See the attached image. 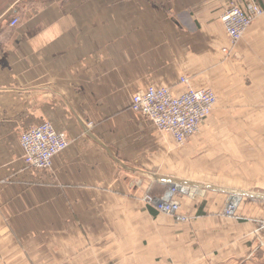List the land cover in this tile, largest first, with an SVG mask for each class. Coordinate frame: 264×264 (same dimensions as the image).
I'll use <instances>...</instances> for the list:
<instances>
[{
  "label": "crops",
  "instance_id": "crops-1",
  "mask_svg": "<svg viewBox=\"0 0 264 264\" xmlns=\"http://www.w3.org/2000/svg\"><path fill=\"white\" fill-rule=\"evenodd\" d=\"M230 1L0 0V264H264V13L233 44ZM184 75L217 104L177 150L131 100ZM44 121L70 144L37 171ZM173 184L187 221L144 200Z\"/></svg>",
  "mask_w": 264,
  "mask_h": 264
},
{
  "label": "built area",
  "instance_id": "built-area-1",
  "mask_svg": "<svg viewBox=\"0 0 264 264\" xmlns=\"http://www.w3.org/2000/svg\"><path fill=\"white\" fill-rule=\"evenodd\" d=\"M263 13L264 7L253 0H247L245 5L231 0L221 19L232 43L239 41L253 21ZM18 23V17L10 21L11 26ZM225 51L228 49L225 48ZM180 83L186 89L179 95L174 94L169 86L150 85L134 94L131 100V109L148 118L159 131L171 134L179 146L199 132L217 104V94L213 89L194 87L186 75L180 78ZM20 144L27 167L49 171L54 156L65 150L70 140L65 132L44 121L24 129L20 133ZM179 192L180 186L173 184L160 196L146 195L144 200L159 212L173 215L177 220H185L186 217L179 213ZM235 209V204L229 202L225 212L233 214Z\"/></svg>",
  "mask_w": 264,
  "mask_h": 264
},
{
  "label": "rangeland",
  "instance_id": "rangeland-1",
  "mask_svg": "<svg viewBox=\"0 0 264 264\" xmlns=\"http://www.w3.org/2000/svg\"><path fill=\"white\" fill-rule=\"evenodd\" d=\"M208 88H210V87H208ZM210 89H212V88H210ZM214 91V90H213ZM215 92V91H214ZM216 107V106H215ZM215 109V108H214ZM132 111H134L133 109H131ZM134 112H136V111H134ZM213 112V111H212ZM136 113H138V112H136ZM144 116V115H143ZM145 117V116H144ZM207 120V119H206ZM205 120V121H206ZM198 134V133H197ZM196 135V134H195ZM20 139V138H19ZM176 143V142H175ZM183 146H184V144L183 145H181V146H179V145H177L176 144V149L177 150H181L182 148H183ZM258 197H261V198H264V194L261 196V194L260 195H257ZM229 203V202H228ZM236 210H237V207H236V209H235V211H234V213L233 214H227L226 212H225V210H224V214L225 215H227V216H234L235 214H236ZM179 213H180V211H179ZM166 214V213H165ZM170 215V214H169ZM180 215H182V216H184V217H186V219L185 220H180V221H187V220H189L188 219V217L187 216H185V215H183L182 213H180ZM173 216V215H172ZM175 217V216H174ZM176 218V217H175ZM262 223V225L264 226V221L263 222H261ZM264 250V249H263ZM262 250V251H263ZM261 255H263L264 256V251L263 252H261L260 253V257H261V260H262V262L264 263V259L262 258V256Z\"/></svg>",
  "mask_w": 264,
  "mask_h": 264
},
{
  "label": "water",
  "instance_id": "water-1",
  "mask_svg": "<svg viewBox=\"0 0 264 264\" xmlns=\"http://www.w3.org/2000/svg\"><path fill=\"white\" fill-rule=\"evenodd\" d=\"M182 191L187 193L189 191V188L188 187H182ZM234 195H232L229 199L231 200L233 198Z\"/></svg>",
  "mask_w": 264,
  "mask_h": 264
},
{
  "label": "bare ground",
  "instance_id": "bare-ground-1",
  "mask_svg": "<svg viewBox=\"0 0 264 264\" xmlns=\"http://www.w3.org/2000/svg\"><path fill=\"white\" fill-rule=\"evenodd\" d=\"M229 202L233 203V204H235V206H237V199L235 197H233L231 200H229Z\"/></svg>",
  "mask_w": 264,
  "mask_h": 264
}]
</instances>
